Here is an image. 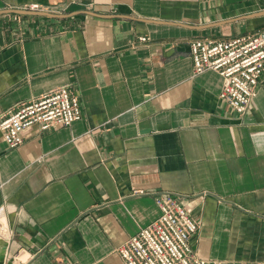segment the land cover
Here are the masks:
<instances>
[{"label":"crops","instance_id":"0c3cea01","mask_svg":"<svg viewBox=\"0 0 264 264\" xmlns=\"http://www.w3.org/2000/svg\"><path fill=\"white\" fill-rule=\"evenodd\" d=\"M67 2L0 0V118L63 85L83 111L15 148L0 132V253L126 264L117 248L168 190L200 221V256L264 264V74L239 114L217 71L193 75L190 46L264 29V0ZM33 6L63 16L8 12Z\"/></svg>","mask_w":264,"mask_h":264},{"label":"built area","instance_id":"2783aa9c","mask_svg":"<svg viewBox=\"0 0 264 264\" xmlns=\"http://www.w3.org/2000/svg\"><path fill=\"white\" fill-rule=\"evenodd\" d=\"M78 1L68 0L67 3ZM149 40L147 35L138 37L139 42ZM190 46L193 75L217 71L223 77L220 99L237 113L245 114L264 74V29L231 38L196 37L190 41ZM82 116L79 96L63 85L8 110L0 118V132L7 144L15 148L24 142L25 130L34 124L47 130L70 126ZM186 197L168 190L155 193L159 217L117 248L126 264H242L237 260L205 258L198 254L194 243L201 224L187 208Z\"/></svg>","mask_w":264,"mask_h":264},{"label":"water","instance_id":"95a60500","mask_svg":"<svg viewBox=\"0 0 264 264\" xmlns=\"http://www.w3.org/2000/svg\"><path fill=\"white\" fill-rule=\"evenodd\" d=\"M8 12L15 13V14H30V15L40 14V15H47V16H53V17L63 16L61 14L47 12V11H43V10H33V9H24V8H14V9L8 10ZM204 27H206V26H204ZM0 264H14V259L9 258L7 260L6 259V253L2 252V253H0Z\"/></svg>","mask_w":264,"mask_h":264}]
</instances>
